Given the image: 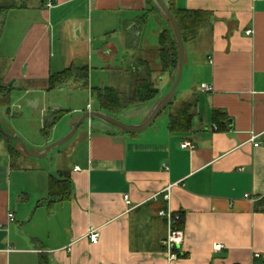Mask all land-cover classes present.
Returning a JSON list of instances; mask_svg holds the SVG:
<instances>
[{"label":"crops","instance_id":"obj_1","mask_svg":"<svg viewBox=\"0 0 264 264\" xmlns=\"http://www.w3.org/2000/svg\"><path fill=\"white\" fill-rule=\"evenodd\" d=\"M4 3L13 10L0 11V54L7 42L15 50L0 84L13 83L15 109L26 102L53 119L63 106L53 102L57 91L48 92V82L70 67H88L92 95L95 88L133 95L148 76L167 93L173 76L161 71L158 50L168 27L150 0H58L53 8L48 0ZM174 4L211 14L186 44L178 103L197 102L191 129L170 131L171 114L141 135L88 122L86 153L71 170L33 166L24 155L13 161L4 147L0 264H264V1ZM97 73L101 85L94 86ZM203 85L212 90L203 92ZM133 109L127 123L140 124L150 108ZM59 172L71 189L66 199L50 200L51 175ZM167 208L180 215L176 228L184 235L171 252L160 216ZM91 228L100 231L97 244ZM216 244L223 249L214 250Z\"/></svg>","mask_w":264,"mask_h":264},{"label":"trees","instance_id":"obj_2","mask_svg":"<svg viewBox=\"0 0 264 264\" xmlns=\"http://www.w3.org/2000/svg\"><path fill=\"white\" fill-rule=\"evenodd\" d=\"M150 1L153 3L152 0ZM174 1L170 0L167 3L182 29L183 38L185 44H187L194 41L198 34L210 24L211 14L203 11L179 9L175 6ZM9 10H13V7H0L1 12ZM158 55L162 65L161 71L163 73H169L174 77V74L178 70L179 52L172 33L168 29H165L160 36ZM73 82L78 84L79 88L88 90L90 87L88 67H70L52 75L48 82L47 91L51 93L56 90H61ZM13 90V87L9 85L0 84V109L10 110ZM91 91L93 95L96 94L101 109L113 116H119L135 106L147 105L160 94V89L150 76L138 81L135 85L133 95L130 96L113 88H95ZM196 105V101L184 103L179 111L171 114L169 119L170 131L173 133H185L189 131L195 116ZM66 113V111L60 110L53 114V122L50 125L47 124L43 130L46 136L49 131L48 127L50 129L56 125ZM220 114L219 111H215L214 113L215 117ZM5 140L7 141L10 158L16 161L22 156V153L14 147L12 141L0 133V144ZM70 189L71 181L67 174L59 172L51 175L50 200L66 199Z\"/></svg>","mask_w":264,"mask_h":264},{"label":"rangeland","instance_id":"obj_3","mask_svg":"<svg viewBox=\"0 0 264 264\" xmlns=\"http://www.w3.org/2000/svg\"><path fill=\"white\" fill-rule=\"evenodd\" d=\"M9 3H4V6H8ZM155 42H159L158 37L155 35L153 38ZM15 50V45L12 43V41L9 43L7 42V46L4 47V49L1 50L0 54V79L4 77L6 74V71L9 67V64L12 60V53ZM169 74V73H168ZM100 74H94L95 78L91 81L92 85L99 86L101 85L98 76ZM109 83V82H107ZM182 85V84H181ZM184 85V84H183ZM183 85L179 89V93L177 96V100L169 106L163 114L158 117L156 124L161 125L164 121H166L169 114H174L177 111L180 110L179 105V97L181 96V93L183 91ZM55 95L53 96V102L54 98L58 100L63 106V110L66 111L68 114L71 112V110L79 109V113H84L86 111H100L106 114H109L108 112L104 111L100 107V103L97 99L96 94L92 95L91 93H88L86 90H81L79 88V85L76 83H70L67 86V89H64L62 92L61 90H56ZM19 97V93L12 92V99H11V107L10 110L0 109V117L4 126V129L6 132L10 134H18L22 140L28 145L30 151L35 154L36 152H39L43 150L42 147L44 144H46V138L51 140L50 144L57 142L60 140L69 130V123L71 119L78 113H69L66 117H62V119L54 126H52L50 129L48 127V135H45V132L43 131L46 127V125H50L51 122H53L51 116H49L48 111L42 112V108L39 111H34L31 108L28 107L27 103H21L22 108L21 109H15L13 107L14 103H17ZM43 98V97H42ZM89 105L91 106V109H89ZM93 109V110H92ZM132 113L128 115H119L117 116L120 120L124 122H130L133 120L132 116L137 114L138 110L134 111L133 108L130 109ZM111 115V114H109ZM134 121V120H133ZM96 123H99L96 121ZM130 124V123H127ZM86 123L79 129L77 135L72 138L70 141L65 143L63 146L56 149L55 155L50 154L48 158H44L41 160H38L36 158H30L24 156L25 161H33V166H39L42 168L51 167L54 171L60 170L63 165V168L70 169L74 166L75 160H79L82 158V156L86 153V145L88 141V129L85 127ZM84 127V131H83ZM14 147L17 149V142L12 141ZM48 144V145H50ZM47 145V146H48ZM7 141H3L2 144H0V151L4 152V149H8L7 147ZM46 146V147H47ZM6 147V148H4ZM65 165V166H64Z\"/></svg>","mask_w":264,"mask_h":264},{"label":"water","instance_id":"obj_4","mask_svg":"<svg viewBox=\"0 0 264 264\" xmlns=\"http://www.w3.org/2000/svg\"><path fill=\"white\" fill-rule=\"evenodd\" d=\"M158 13L162 16L163 20L167 24L168 30L172 33V36L176 42L178 52H179V64L178 70L174 74L173 81L167 89V93L159 96L150 102L149 112L145 120L140 124H127L126 122L120 120L117 116L109 115L100 111H86L84 113L76 114L69 123V130L60 140L52 143L45 147L43 150L33 154L28 145L22 140L18 134H10L4 129L1 117H0V133L3 134L10 141L17 142V149L22 153V155L30 158H36L38 160L48 158L50 154L55 155L56 149L63 146L65 143L74 138L79 129L85 124L90 122H96L103 124L106 127L113 129L114 131L129 134V135H141L147 132L155 123L157 118L169 107L171 106L179 92L181 87L185 66L187 58L186 44L183 38L182 29L172 13L166 0H152ZM13 83H10V87ZM31 101H29L30 103Z\"/></svg>","mask_w":264,"mask_h":264},{"label":"built area","instance_id":"obj_5","mask_svg":"<svg viewBox=\"0 0 264 264\" xmlns=\"http://www.w3.org/2000/svg\"><path fill=\"white\" fill-rule=\"evenodd\" d=\"M57 1L58 0H48L47 7L53 8L56 5ZM254 1L260 2V1H264V0H254ZM252 34H253L252 30L247 31V35H252ZM211 90H212V88L207 86V85L202 86V91L205 93H208ZM89 109H91L90 105H89ZM182 147L183 148H188V147L194 148L189 143H185L184 145H182ZM255 147H259V144H255ZM170 190H171V187L168 189V191H167L168 193L165 196V200L167 202H170V199H171ZM246 198L250 199L252 202H255V200L253 198H251L250 195H246ZM124 199H125L127 205L131 204L130 197L128 195H126L124 197ZM160 216L162 218H165L167 221V224H168V236L164 240L163 244L165 247H167L168 251L171 252L176 246L181 245L183 242V237H184L183 232L176 228V224L180 221L181 217L179 214H174L173 211L168 209V208L166 210H162L160 212ZM9 219L10 220L14 219L13 214L9 215ZM88 237L93 244H97L100 240L99 229L91 228L88 232ZM222 249H223V245H221V244H216L214 246V250H216V251H220ZM172 256H174V255H172Z\"/></svg>","mask_w":264,"mask_h":264}]
</instances>
